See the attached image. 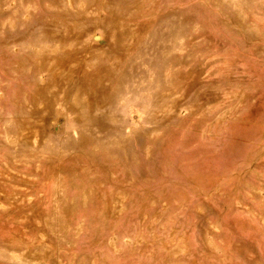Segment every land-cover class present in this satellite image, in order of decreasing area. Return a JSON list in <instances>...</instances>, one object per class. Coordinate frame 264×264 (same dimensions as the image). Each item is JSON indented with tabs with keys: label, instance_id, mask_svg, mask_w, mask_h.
I'll return each instance as SVG.
<instances>
[{
	"label": "rangeland",
	"instance_id": "rangeland-1",
	"mask_svg": "<svg viewBox=\"0 0 264 264\" xmlns=\"http://www.w3.org/2000/svg\"><path fill=\"white\" fill-rule=\"evenodd\" d=\"M0 264H264V0H0Z\"/></svg>",
	"mask_w": 264,
	"mask_h": 264
}]
</instances>
